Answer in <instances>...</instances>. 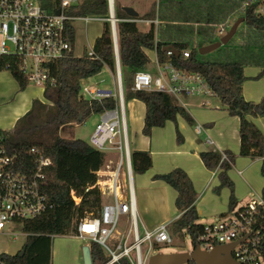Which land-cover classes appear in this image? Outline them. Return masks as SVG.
Returning a JSON list of instances; mask_svg holds the SVG:
<instances>
[{
  "label": "trees",
  "instance_id": "16d2710c",
  "mask_svg": "<svg viewBox=\"0 0 264 264\" xmlns=\"http://www.w3.org/2000/svg\"><path fill=\"white\" fill-rule=\"evenodd\" d=\"M56 2L57 0H53V3ZM215 4L218 3L212 0L202 1L200 14H205L202 16L204 19L210 18L212 21L215 19V15L211 14ZM254 9L255 4L246 8L243 15L244 24L257 38L260 37L259 61L256 64L264 66V16L254 13ZM70 13L105 15L106 0H85L72 8ZM192 14L186 12V16L193 22L201 21ZM115 15L118 18L130 17L123 9H115ZM66 32L69 41L73 43L74 29L68 23H66ZM117 37L121 75L130 73L129 78L123 75L121 77L124 97L127 100L137 99L144 104L141 128L144 135H150L154 127H163L167 120L176 124L177 115L190 124L193 123V119L171 94L157 90L131 89L134 73L137 70H145L150 61L143 48L155 49L159 63H171L178 69L198 73L205 79L209 88L226 106L227 113L239 119V154L261 157L260 173L264 177L263 134L246 118L247 115L264 117V96L259 101L253 102L245 100L242 95V83L245 80L243 68L250 63L252 54L247 56L243 51L244 48L240 52L237 49L234 51L226 48L223 58L204 59V55L199 54L198 50L184 39L165 40L162 37L155 41L153 28L140 31L134 22L127 21L118 22ZM164 46L177 50V56L163 50ZM184 50H189L188 57L183 56ZM93 51L99 59L90 58L85 51L80 56H74L70 49L63 57L49 62L47 72L53 84H47L44 89V98L48 104L33 99L30 108L15 121L11 130H0L3 137L1 144L16 155L14 170L26 175L32 174L34 170V155L30 153L32 147L38 149L52 162L44 171L42 185V191L52 207L36 217L15 220L21 224L25 236L22 244L24 254L18 256L19 251L15 254L1 252L2 264H50L51 236L76 235L78 219L88 213L96 215L101 207L102 196L97 188L91 186L97 180V171L106 161V153L93 148L80 138L69 139L59 135V128L62 125L81 123L92 114H100L104 109L114 105L112 99H104L99 103L80 99L78 95L82 79L98 74L105 65L114 71L112 45L106 23L103 34L96 38L93 44ZM6 60L0 57V71L4 70ZM10 72L18 88L23 90L28 84L26 78L13 68H10ZM176 142L182 143L177 127ZM199 156L208 170H219L217 173L219 183L213 191L217 193L221 188L227 187L230 191L228 207L232 209L236 199L233 182L227 171L234 162L235 155L227 150L222 152L208 150L200 152ZM130 158L133 173H144L151 166V156L148 151L132 150ZM152 179L161 180L176 191L174 205L180 215L173 223L179 230H184L189 235L193 247L202 232L203 224L198 222L199 216L195 207L197 193L191 179L180 167L166 173L154 174ZM74 195L79 198L78 203L72 199ZM261 199L264 201V185L261 188ZM89 251L92 264L107 262V256L97 243L90 242ZM121 264L126 263L122 261ZM187 264L195 263L189 261Z\"/></svg>",
  "mask_w": 264,
  "mask_h": 264
},
{
  "label": "built area",
  "instance_id": "2783aa9c",
  "mask_svg": "<svg viewBox=\"0 0 264 264\" xmlns=\"http://www.w3.org/2000/svg\"><path fill=\"white\" fill-rule=\"evenodd\" d=\"M83 1L85 0H57L53 3V0H0V57L7 59L4 64L5 70L10 72V68H13L26 78L28 83L44 88L47 84H53L47 72V64L72 50L73 43L69 41L66 23L71 25L70 21L77 19L107 24L114 61L115 88L110 90L80 83L78 95L80 99L99 103L104 99L114 101L112 107L104 109L99 114V122L88 139L90 146L109 156L103 165L105 168L97 171V180L91 186L97 188L102 197L108 196L109 200H102L96 215L88 213L78 219L76 237L97 243L108 258L104 264H121L122 261L126 264H147L155 246L172 242L168 225L180 214L169 221L158 223L151 229L143 226V233L139 232L133 188L134 173L130 158L132 150L128 141L126 101L119 62L117 24L127 21L148 25L149 29L153 28L154 40L157 41L159 38L157 26L164 20L159 19L157 10L154 17L150 18L137 16L118 18L115 15V0H106L105 15L70 13L72 8ZM212 1L218 3L211 10L215 19L212 21L203 17L199 21L202 25L214 27L203 34V39L207 41L200 45L195 40L184 39L197 50L200 46L218 41L220 38L217 35L223 36L235 19L243 17L246 8L251 4H255L254 13L264 16V0ZM237 1L236 11L239 14L226 21L219 20L221 12H226L224 8L226 3L232 7ZM143 50L147 54L148 49ZM83 51L90 58L99 59L93 51V45ZM153 51L155 52V49ZM167 53L173 52L168 50ZM182 54L188 57L189 50H184ZM154 63L156 74L146 69L134 73L131 86L133 91L157 90L174 97L214 93L200 74L178 69L171 63H159L157 56L154 57ZM196 129L199 130L198 126ZM2 139L0 134V230L6 223L36 217L52 207L42 191L44 171L52 164L50 158L32 147L30 148V153L34 155L32 174L18 172L14 170L16 155L1 144ZM101 172L105 178H101ZM122 214L127 215L125 233L117 229ZM116 235H119L118 239L115 238ZM245 236L246 238L232 248L233 259L239 264H264V201L261 197L232 209L229 214H222L215 222L203 224L196 244L201 250L210 251L216 245L234 242ZM142 243H146L144 252L141 249Z\"/></svg>",
  "mask_w": 264,
  "mask_h": 264
},
{
  "label": "rangeland",
  "instance_id": "374dc122",
  "mask_svg": "<svg viewBox=\"0 0 264 264\" xmlns=\"http://www.w3.org/2000/svg\"><path fill=\"white\" fill-rule=\"evenodd\" d=\"M202 1L204 0H115V9L122 10L123 7L126 6L132 7L137 12V17L148 18L154 17L155 10H157L159 19L164 20L163 23L158 24L157 26L159 38L163 37V39L165 40L177 38L189 39L190 41L195 40L197 44H200L207 41L203 39L204 31L201 32L200 30H202L203 28L206 30L205 32H207L214 27L213 25L208 26V24L202 25L200 24L201 22H193L191 18H188L186 16V12H191L193 13L192 16H195L198 20H202V16H204L200 14ZM237 6L238 1L236 4H232V7H230L229 3H226V6H224L226 12H221V14L219 15V20L223 21L225 19L226 21L232 18V16L239 14V12L236 11ZM234 21L232 23H234ZM70 23L74 29L75 36L74 43L72 45V54L74 56H80L83 50L94 44L96 38L100 37L104 31V23L95 20L83 22L74 19L71 20ZM136 26L140 31H147L149 29L148 25L146 26L140 23H136ZM217 36L218 38L221 37V35ZM259 43L260 37L257 38L256 35L246 27L243 21L238 25L235 34L226 44L227 47L226 45H224L225 47H223L222 50L217 48L218 50L215 49L203 55H206V58L208 59H215L216 56L217 58H223V54L225 53L226 48H231L234 51L237 49L238 52H240L242 48H244L243 51L247 56L251 54L253 55H251L250 63H256L257 61H259ZM146 70L152 74L157 73L153 55L150 56V61L146 66ZM122 75L128 78L130 77V73L128 72ZM165 75H167L166 72ZM114 82L111 79V75L107 70V67H103L102 71L98 74L86 79H82L80 81V83L89 85L91 87L108 88L110 90H114ZM45 88L46 87H44V89ZM40 96L44 98V91H40L39 87L33 85L32 83H28L23 90H20L18 88L17 82L14 80L8 70L4 69L0 72V120H3L2 115L5 113V111L3 114L2 112L8 105H11V109H9L10 111H12L13 113H19L27 106L29 99H38ZM176 97L183 98L184 96L178 95ZM32 100L30 101L32 102ZM125 101L127 134L131 150L142 148L149 149L151 147L160 151L162 149H165L164 147L168 143L172 145L176 141V125L174 122L166 124L164 128L157 129L154 133H150V135H144L141 131L143 122L142 112L144 110L143 103L139 100L125 99ZM43 102L48 104L46 100H43ZM98 122L99 114H92L81 123L73 122L62 125L59 129V135L63 138L69 139L80 138L88 142L89 135ZM108 157L109 156L107 155L106 158ZM156 158L157 159L155 160V163L159 164L158 167L160 169H165L167 167V164L165 162L167 161L165 160L167 159V156L165 154H160L156 156ZM104 168V166L101 167V169ZM152 170L153 169H149L145 173H135L133 175V188L136 200V212L140 234L143 233V226L147 229H151L158 223L169 221L178 212L173 203L174 191L172 188L167 185L148 183L147 178L148 175L152 173ZM101 174V178H105L104 173L101 172ZM227 190L229 189L227 188ZM253 195V192H248L246 195L238 199L236 205H234L232 209H236L237 207L248 203L253 198L257 199L255 198L256 196L254 197ZM72 199L75 203L79 202V198L75 195L74 197H72ZM102 200H109V197L103 196ZM161 202L162 204H164V210L161 208ZM207 202L209 203V201ZM201 206V210H204V213H206L203 214V216L198 221L201 224L215 222L218 220L221 214H229L232 211V209H229L227 206L223 207L220 205L219 207H217L219 210L224 208L223 210H221L222 213L219 210L217 212H211L210 210H208V208L205 207L204 203ZM219 213L221 214L219 215ZM117 229L122 233L126 232V214L120 215ZM168 232L171 236L172 242L161 243L157 245L155 247L154 253L168 254L174 252L191 251L193 247L191 245L189 235H187L184 230H179L173 223V221L168 225ZM22 233L23 232L20 223L15 221L6 223L5 226L0 230V243L3 245L5 241L13 242L14 239L19 242L20 238L23 236ZM74 236L75 235L72 234L51 236L49 261L50 264H83L81 258V249L84 245L89 246L90 242L88 240H79L78 238H76V236ZM115 238L118 239L119 235H116ZM21 248L22 246L18 251H20ZM145 248L146 243H142L141 249L143 252L145 251Z\"/></svg>",
  "mask_w": 264,
  "mask_h": 264
},
{
  "label": "crops",
  "instance_id": "0c3cea01",
  "mask_svg": "<svg viewBox=\"0 0 264 264\" xmlns=\"http://www.w3.org/2000/svg\"><path fill=\"white\" fill-rule=\"evenodd\" d=\"M220 47L221 48L218 49L222 50L223 46ZM147 55L149 59L151 55L156 57V53L153 50L149 49L147 51ZM203 57L204 59H208L206 58V55H204ZM215 58H217V56ZM104 67L107 66L105 65ZM107 70L109 71L111 79L114 82L113 71L108 67ZM243 74L245 76V80L242 83L243 98L247 101H259L260 98L264 96V66L260 64L257 65L256 63H248L243 68ZM39 89L40 91H44V88L39 87ZM38 99L41 101L45 100L42 96H40ZM175 99L186 109V111L192 117L193 123H188L180 115L176 116L175 125L182 139V143L180 144H178L176 141V144L175 142L172 145L168 143L164 147L165 149H162L160 151L151 147L149 149H134L148 151L151 156V166L146 169V171H148L149 169H153L152 173L148 175V183L167 185L161 180H153L152 176L154 174L166 173L173 168L180 167L187 173V175L191 179L193 188L197 193L195 207L199 219L203 216V214H206L204 213V210H201V205H203V203L205 207L208 208V210H210L211 212H217L220 205L223 207H228V197L230 192L229 190H227V187L221 188V190L218 191L217 194L213 191V188H215L219 183L217 177V173L219 170H208L203 165L199 153L208 150H218L220 152L227 150L235 155L234 162L228 169L227 174L233 182V193L236 202L239 198L243 197L248 192H253V196H256L255 198L261 197V188L264 185V177L260 173L261 157L242 156L239 154L240 140L238 134V117L231 116L227 113L226 106L224 104H221L219 97L215 93H213L212 95L204 96H184L183 98L175 97ZM30 100L32 99H29L27 106L19 113H13L12 111H10L9 109H11V105H8L2 112L3 114L5 111V113L2 115L3 120H0V130H11L14 126L15 121L30 108ZM144 110L142 112L143 118ZM246 118L261 130L264 142V117H253L251 115H247ZM168 123L173 122L167 120L164 126ZM164 126L152 128L151 134L154 133L157 129L164 128ZM197 126L199 128L198 131L196 129ZM160 154H165L167 156V159H165L167 160L165 161L167 167L165 169H160L158 167L159 164L155 163V160L157 159L156 156ZM173 191L174 203L176 191L174 189ZM207 201H209V203ZM160 205H162V207H160L164 210V204H162L161 202ZM223 209L224 208L220 209L219 211ZM221 213H219V215ZM178 214H180L179 211L175 216H177ZM22 235L23 236L20 238L19 242L14 239L13 242L5 241L3 245L0 243V253L4 252L7 254H15L16 252H18L24 241V233H22Z\"/></svg>",
  "mask_w": 264,
  "mask_h": 264
},
{
  "label": "water",
  "instance_id": "95a60500",
  "mask_svg": "<svg viewBox=\"0 0 264 264\" xmlns=\"http://www.w3.org/2000/svg\"><path fill=\"white\" fill-rule=\"evenodd\" d=\"M123 11L129 16H137V12L132 7H123ZM56 13H58V11H56ZM243 21V17L236 19L229 30L223 36H221L218 41L200 46L198 48V52L200 54H206L219 48L221 45L227 44L235 34L238 25ZM163 50H172L176 56L178 54L177 50L171 49L169 46H164ZM244 238H246V236L234 242L216 245L210 251H203L197 244H195L191 251L174 252L168 254L154 253L149 257L147 264H187L189 261H193L195 264H239L233 259L231 250L235 244L242 241ZM23 254L24 248H21V250L18 252V256H22ZM81 258L83 264H92L88 245H84L82 247Z\"/></svg>",
  "mask_w": 264,
  "mask_h": 264
}]
</instances>
